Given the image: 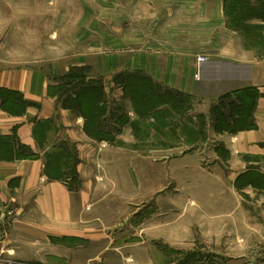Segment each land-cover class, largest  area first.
I'll return each instance as SVG.
<instances>
[{"label": "crops", "instance_id": "1", "mask_svg": "<svg viewBox=\"0 0 264 264\" xmlns=\"http://www.w3.org/2000/svg\"><path fill=\"white\" fill-rule=\"evenodd\" d=\"M136 6L135 44L120 38L118 60L105 58L98 74L114 65L190 97L186 118L204 123L200 136L212 142L199 141L180 159L203 162L211 149L215 165L233 170V182L248 168L263 169L264 50L246 46L227 27L223 0H136ZM200 57L205 59L199 62ZM49 85L35 67L0 69V89L26 102L13 112L0 99V257L41 264H151L153 235L143 227L121 235L125 229L106 219L101 170L117 147L89 135L84 119L49 94ZM111 85L104 79L109 111L118 98ZM121 104L129 117L119 135L123 142L140 136L144 120L151 119L152 136L158 133V116L134 113L128 99ZM21 148L29 156H19ZM70 154L78 179L74 188Z\"/></svg>", "mask_w": 264, "mask_h": 264}, {"label": "rangeland", "instance_id": "2", "mask_svg": "<svg viewBox=\"0 0 264 264\" xmlns=\"http://www.w3.org/2000/svg\"><path fill=\"white\" fill-rule=\"evenodd\" d=\"M223 11L227 27L238 31L246 46L264 50L263 20L230 23L225 0ZM137 17L136 0H0V69H39L50 82L49 94L76 114L77 107L69 106L75 85L101 83L105 92L104 79L111 82L113 98L119 99L112 100L109 111L105 92L104 120L112 126V140L104 141L117 147L110 165L100 168L105 176L106 219L125 229L121 235L141 227L152 234L151 264H264V190L246 179L233 182V170L215 165L211 149L203 162L180 159L199 141L212 142L200 136L204 123L186 118L192 108L190 97L156 82L158 88L141 94L136 81L151 78L137 71H117L114 65L98 74L105 58L111 63L118 60L120 38L127 37L129 46L135 44ZM122 99L145 119L158 116L155 136L148 131L150 119L144 120L133 141L119 138L129 122ZM153 109H158L154 115ZM218 154L224 160L228 157ZM1 258L5 264H41Z\"/></svg>", "mask_w": 264, "mask_h": 264}, {"label": "trees", "instance_id": "3", "mask_svg": "<svg viewBox=\"0 0 264 264\" xmlns=\"http://www.w3.org/2000/svg\"><path fill=\"white\" fill-rule=\"evenodd\" d=\"M225 15L229 22L231 21H242L244 24L248 19H260L264 21V4L260 6L249 5L248 3L239 2L237 0H225ZM230 22V23H231ZM236 23V22H235ZM238 24V23H237ZM236 24V25H237ZM233 26V28L238 30L239 26ZM146 83H139L136 81L135 86H137V91H141V94L145 92L148 88L158 86L148 77H144ZM74 87V86H73ZM74 96L69 98L71 108L77 107L79 115H81L85 121V130L87 133L98 140H112L111 127L108 122H106V111L103 103L105 102V92L103 90V85L101 83L94 82H83L75 85ZM0 99L1 104L4 108L13 111L20 112L26 106V102L20 97L17 92L0 89ZM72 102V103H71ZM73 109V108H72ZM221 118V119H220ZM218 120L223 123L221 115H218ZM223 124H221L222 126ZM110 127V128H109ZM228 126H226V129ZM233 128H231L232 130ZM22 149V148H21ZM19 156H29L28 151L22 149ZM72 163L70 168L71 179L69 182V187L74 188L77 184L78 179L74 170V155L70 154ZM48 171V169H47ZM248 180V183L255 187L264 190V172L255 168H248V170L241 175H239L237 180Z\"/></svg>", "mask_w": 264, "mask_h": 264}, {"label": "built area", "instance_id": "4", "mask_svg": "<svg viewBox=\"0 0 264 264\" xmlns=\"http://www.w3.org/2000/svg\"><path fill=\"white\" fill-rule=\"evenodd\" d=\"M205 58H203V57H200V58H198V61L199 62H201V61H203ZM0 264H5L4 263V260L0 257ZM7 264H10L9 262H7Z\"/></svg>", "mask_w": 264, "mask_h": 264}]
</instances>
